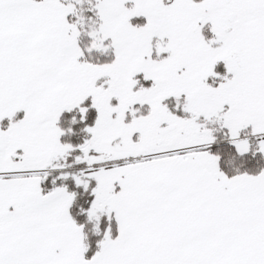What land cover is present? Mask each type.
<instances>
[{
	"label": "snow or ice",
	"instance_id": "1",
	"mask_svg": "<svg viewBox=\"0 0 264 264\" xmlns=\"http://www.w3.org/2000/svg\"><path fill=\"white\" fill-rule=\"evenodd\" d=\"M0 264H264V0H0Z\"/></svg>",
	"mask_w": 264,
	"mask_h": 264
}]
</instances>
